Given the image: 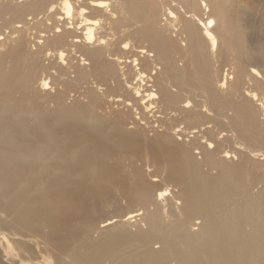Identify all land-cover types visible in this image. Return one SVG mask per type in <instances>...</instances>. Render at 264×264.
I'll use <instances>...</instances> for the list:
<instances>
[{
    "label": "bare ground",
    "instance_id": "bare-ground-1",
    "mask_svg": "<svg viewBox=\"0 0 264 264\" xmlns=\"http://www.w3.org/2000/svg\"><path fill=\"white\" fill-rule=\"evenodd\" d=\"M229 1L0 0V264H264V45Z\"/></svg>",
    "mask_w": 264,
    "mask_h": 264
},
{
    "label": "rangeland",
    "instance_id": "rangeland-1",
    "mask_svg": "<svg viewBox=\"0 0 264 264\" xmlns=\"http://www.w3.org/2000/svg\"><path fill=\"white\" fill-rule=\"evenodd\" d=\"M229 3L232 9L229 12L234 22L233 30L244 31L250 42L255 45H264V0H230ZM224 61L225 68H232L236 63L234 55L230 53L225 54ZM257 87L264 91V84H259ZM78 96L77 92L72 91L68 94L66 100L70 102ZM255 126L257 129L264 128V117L262 115H258ZM147 129V134H151L150 128ZM188 137L186 136V138ZM257 168L264 170V164L257 163ZM259 173L264 175V171H259Z\"/></svg>",
    "mask_w": 264,
    "mask_h": 264
}]
</instances>
